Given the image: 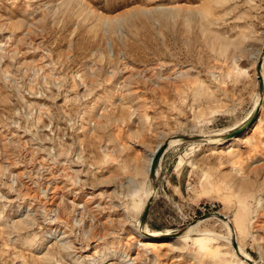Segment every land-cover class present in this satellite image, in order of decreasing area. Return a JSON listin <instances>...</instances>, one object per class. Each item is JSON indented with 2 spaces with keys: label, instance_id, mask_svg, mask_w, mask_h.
<instances>
[{
  "label": "rangeland",
  "instance_id": "374dc122",
  "mask_svg": "<svg viewBox=\"0 0 264 264\" xmlns=\"http://www.w3.org/2000/svg\"><path fill=\"white\" fill-rule=\"evenodd\" d=\"M259 52L264 0H0V264H243L212 212L264 264V95L232 150L160 158L145 230L191 232L131 234L147 153L246 124Z\"/></svg>",
  "mask_w": 264,
  "mask_h": 264
},
{
  "label": "bare ground",
  "instance_id": "6f19581e",
  "mask_svg": "<svg viewBox=\"0 0 264 264\" xmlns=\"http://www.w3.org/2000/svg\"><path fill=\"white\" fill-rule=\"evenodd\" d=\"M86 11L87 12H91L92 13V11H91V9H89L87 6H86ZM120 17V16H119ZM115 18V17H114ZM113 17L112 18H110V19H108L106 22H109V24H111V27L112 28H114V27H118V24H117V21H115L116 19H114ZM120 19H121V17H120ZM106 24V23H105ZM105 28V27H104ZM120 30V29H119ZM120 35H121V33H120ZM262 59V68H263V63H264V53H261V52H259L258 53V60L259 59ZM262 68H261V76H262ZM255 76H256V69H255ZM262 79H263V76H262ZM256 82H257V80H256ZM263 84H264V79H263ZM258 85V84H257ZM264 95V94H263ZM260 97V96H259ZM258 97V99H259V101H258V105L255 107V109H254V112L256 111V109L257 108H259V112H260V108H261V105H262V102H263V100H262V98H259ZM263 97V96H262ZM259 112H258V114H259ZM253 116V115H252ZM252 116H250V117H248L246 120H249V119H251V117ZM257 117H258V115H257ZM245 120V121H246ZM245 121L243 122V124L245 123ZM242 124V125H243ZM248 132H244V133H241V134H239V135H237V136H235V137H233V138H230V139H226V136L225 135H227V134H229V133H226V132H224V133H221V134H217V135H215V136H199V137H202V140H199V141H205L206 143H214V144H212V146H215L216 148H227L228 150H232V148H231V146L232 145H238L241 141H242V138L247 134ZM176 137V136H175ZM167 142H168V146H167V148L168 147H170V146H172V145H175V144H180V142L181 143H183L184 141H181L180 139H177V138H170V139H168V140H166ZM165 142V141H164ZM164 142H160V143H158L157 145H156V147H155V149L152 151V152H150V153H147V155H146V161H145V173H146V175L148 176V170H149V165H150V161H151V158L153 157V155H154V153H155V151H156V149L160 146V145H162ZM188 142H194V141H188ZM166 148V149H167ZM158 166H159V164H158ZM157 176H158V168H157V170H156V178H157ZM149 178V177H148ZM151 190H152V192L151 191H149L148 192V196H147V200H148V198L149 197H151V196H153L155 193H156V190L154 189V187L152 186L151 187ZM147 200H146V202H147ZM146 202H145V204H146ZM145 207V206H144ZM144 209V208H143ZM143 211V210H142ZM221 215V214H220ZM223 216V215H222ZM225 217V216H224ZM209 218H216V216H214V215H212V216H210ZM218 218V217H217ZM206 219H208V218H206ZM220 219V218H219ZM205 220V219H204ZM220 220H222V219H220ZM222 221H224L223 223L225 224V226L227 227V229H228V231H229V233H231L232 234V236L231 237H235V242L238 240V238H237V233H236V228H235V226H234V224L232 223V221L228 218V217H225V219L224 220H222ZM198 222H201V220L200 221H198ZM198 222H196L195 224H191V225H189V226H187L185 229H184V231L182 232V234L180 235V236H178V237H174V238H166V237H168V236H170V235H172L171 233H166V234H164V233H159V232H150V231H147V230H145V229H147V227L145 226L143 229H140L139 228V225H138V228L139 229H132V232H131V234L134 236V237H136L137 238V240L140 242V241H142V242H144L145 243V245L147 246V247H153L154 245H156V244H167V245H171L174 241H177V240H179V239H182L183 237H185L186 236V234L188 233V232H191L190 230L198 223ZM143 233H146L148 236H146L145 234H143ZM185 233V234H184ZM236 244H237V248H238V252L240 253V255L242 256L241 257V259L239 258V260H240V262L241 263H243V264H247L245 261H244V259H249V256L245 253V252H243V250H242V248L238 245V243L236 242ZM233 251H234V249H233ZM235 252V251H234ZM235 254H236V252H235ZM237 255V254H236ZM238 256V255H237ZM250 260V259H249Z\"/></svg>",
  "mask_w": 264,
  "mask_h": 264
},
{
  "label": "water",
  "instance_id": "95a60500",
  "mask_svg": "<svg viewBox=\"0 0 264 264\" xmlns=\"http://www.w3.org/2000/svg\"><path fill=\"white\" fill-rule=\"evenodd\" d=\"M261 68H262V59L260 58L257 62V65H256V80H257V84H258V88H257V93L258 95L260 96V98H262L263 94H264V84H263V79H262V76H261ZM258 112H259V108L256 109V111L254 112L253 116L251 117V119L246 123L244 124L243 126H241L239 129L235 130V131H232L231 133L225 135L226 136V139H230V138H233L241 133H243L247 128H249L255 121L257 115H258ZM174 138H177V139H180L181 141H184V142H188V141H199V140H202V137H199V136H185V135H177L176 137ZM168 146V142L165 141L162 145H160L153 157L151 158V161H150V165H149V170H148V177H149V180L152 182V186L154 187V189L156 190L157 189V184H156V170L158 168V164H159V161H160V158L162 157L164 151L166 150ZM153 196L149 197L146 204H145V207L141 213V216H140V219L138 221V225H139V228L140 229H143L145 226H146V220H147V216H148V213H149V210H150V206L153 202ZM216 216L222 220L225 219L224 216L220 215L219 213L217 212H212V213H207V214H204L200 220H204L206 218H209L210 216ZM185 228H183L182 230L176 232V233H173L172 235L166 237V238H174V237H178L182 234V232L184 231ZM145 234L146 236H148L146 233H143ZM232 247L234 249V251L236 252V254L238 255V257L241 259V255L240 253L238 252V248H237V244L235 242V239L233 238V242H232ZM244 261L247 263V264H253V262L249 259H244Z\"/></svg>",
  "mask_w": 264,
  "mask_h": 264
}]
</instances>
